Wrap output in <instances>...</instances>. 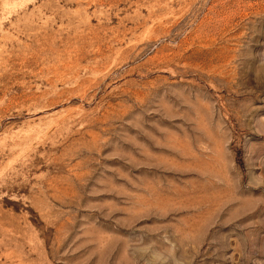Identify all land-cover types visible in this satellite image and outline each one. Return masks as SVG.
Returning a JSON list of instances; mask_svg holds the SVG:
<instances>
[{
    "label": "rangeland",
    "instance_id": "obj_1",
    "mask_svg": "<svg viewBox=\"0 0 264 264\" xmlns=\"http://www.w3.org/2000/svg\"><path fill=\"white\" fill-rule=\"evenodd\" d=\"M0 264H264V0H0Z\"/></svg>",
    "mask_w": 264,
    "mask_h": 264
}]
</instances>
